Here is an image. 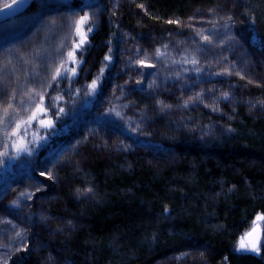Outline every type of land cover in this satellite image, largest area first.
Listing matches in <instances>:
<instances>
[{
	"label": "trees",
	"instance_id": "1",
	"mask_svg": "<svg viewBox=\"0 0 264 264\" xmlns=\"http://www.w3.org/2000/svg\"><path fill=\"white\" fill-rule=\"evenodd\" d=\"M229 1L35 0L0 25V101L6 106L15 90L13 104L18 114L29 107L19 117L27 118L39 97L33 92L29 105L22 93L33 88L45 93L46 109L27 128L25 139L34 144L23 167L8 164L5 172L13 149L8 140L0 148V245H7L0 246V264H264V238L259 255L237 250L264 214V118L238 102L221 109L218 121L196 110L191 115L205 131L193 136L163 117L152 97L174 93V75L162 63L172 50L193 48L194 34L220 28ZM237 3L264 59V0ZM86 14L84 30L92 31L76 51L77 75L51 81L62 59L75 67L67 52L79 37L70 25ZM212 49L218 88L238 101H264V75L239 70ZM49 82L53 87L40 88ZM111 100L143 111L132 127L134 148L114 113L95 118ZM234 109L232 120L227 112ZM48 118L54 127L47 134L57 137L45 144L39 121ZM210 122L218 125L208 129ZM259 225L264 232V221Z\"/></svg>",
	"mask_w": 264,
	"mask_h": 264
},
{
	"label": "rangeland",
	"instance_id": "2",
	"mask_svg": "<svg viewBox=\"0 0 264 264\" xmlns=\"http://www.w3.org/2000/svg\"><path fill=\"white\" fill-rule=\"evenodd\" d=\"M13 1V0H10ZM9 3V1H8ZM237 0H230L228 4V10L224 11V17L218 21L225 27L220 26L216 30L206 28L204 31H199L195 36H191L195 45L193 48L181 49L178 54H174L170 57V62L162 63L163 70L174 75L176 81L174 93L160 95L158 93L152 94L155 97L161 115L168 119L174 126L178 128L187 129L191 135L197 136L201 133L198 128L202 129V125H199L197 119L192 117L191 113H195L196 110L205 112L208 115H214L212 118L222 120L221 109H227L226 106H234V103L238 102L243 107V111L255 118H264V101H248L241 99L238 101L233 95L227 93V99H225V92L218 88L222 83V78H218V64L215 56L212 54L215 50L212 48L221 49V53L226 57V62H231V65H236L239 70L246 73H253L259 79L264 75V67L259 66V45L251 37L249 29H243L245 18L236 9ZM231 17V19H229ZM203 36H208L211 39V43L203 40ZM174 49V47L172 48ZM77 57V56H76ZM195 59L198 63L193 64L191 61ZM70 64H72L70 62ZM80 64V63H79ZM79 64H75L78 69ZM155 92V91H153ZM200 94L201 99H195L190 101L185 107V101L189 100V97H196ZM32 99L29 102L31 104ZM163 105H170V107H164ZM207 105V106H206ZM29 109V107H28ZM102 109H104L103 112ZM215 109V110H213ZM18 118L22 115L26 116L24 109L20 110ZM113 114L112 119L117 125L125 130L127 142H130L128 148H134L137 144L135 140L138 138L133 130V124L142 117L143 111L136 109L133 105L128 108L122 104H119L117 100H111L104 108L99 107L96 111L95 118L101 119L104 113ZM228 116L233 120L235 118L236 110L228 111ZM14 115L16 113H13ZM119 114V115H117ZM51 120V119H46ZM52 121V120H51ZM14 122H6L4 128L10 129ZM41 125V124H40ZM218 124L207 125L206 128H216ZM43 127V132H49L53 129L51 127ZM205 131V129H202ZM56 134V133H55ZM57 135V134H56ZM48 138L51 136L46 135ZM46 140V138H42ZM143 139V138H142ZM3 129H0V148L5 141ZM28 147L31 149V145L34 144V138L25 139ZM144 142H151L150 140ZM46 143V142H45ZM49 144V143H48ZM1 152V151H0ZM30 156L28 153H21L18 157L13 150L12 154L6 159L4 163V171L7 172V165L11 164L12 168L23 167L27 158ZM10 165V166H11ZM14 169H12V172ZM11 172V171H10ZM259 224L261 222H258ZM252 229V228H251ZM250 229V230H251ZM249 230V231H250ZM263 240V238L261 239ZM262 244V242H261ZM262 246V245H261Z\"/></svg>",
	"mask_w": 264,
	"mask_h": 264
},
{
	"label": "snow or ice",
	"instance_id": "3",
	"mask_svg": "<svg viewBox=\"0 0 264 264\" xmlns=\"http://www.w3.org/2000/svg\"><path fill=\"white\" fill-rule=\"evenodd\" d=\"M15 3L16 0H13ZM6 7H11V5H6ZM138 7H143V5H138ZM231 19V17H229ZM91 21V17L89 15H84L79 18L78 21H74L73 25H70V27L74 26L75 29V35L79 37L78 41H73V46L72 48L67 52V61L71 62L72 64H79L80 61L77 60L76 57V51L77 49H80L85 43L87 42V32H91L92 28L88 27L87 32H85L84 28L86 25L89 24ZM54 23V21H53ZM168 23H179V21H168ZM255 23V21H253ZM203 40H205L208 43H211V39L208 36H203ZM167 47V45H165ZM157 56L160 55L159 49L156 50ZM106 60H111L110 56L105 57ZM193 64L198 63L195 59L191 61ZM8 63H11V61H8ZM142 66H145L143 64V61H138ZM65 60H61L59 65L55 67L52 75H51V81H57V80H63V79H71V77H74L77 75V69L75 67L73 68H65L64 67ZM151 66V65H147ZM0 71H3V69H0ZM104 69L101 68L100 72L101 74L103 73ZM70 74V75H69ZM231 75V73H228ZM38 75V73L36 74ZM4 80L3 77H0V82ZM137 83H140L137 81ZM51 88L53 87V84L49 82L47 85L41 83L40 88ZM151 87V85H149ZM88 88L90 91L93 93L95 92L97 88V80H93L90 85H88ZM35 92V95L39 97V103L36 104L34 108L31 109L30 115L27 118H18V109L14 106L13 101L16 100V92L15 90H12L6 97V106L5 102L0 101V129H3V134L6 140L9 141L8 144L5 145V147H11L17 154V157L21 153H28L31 155V149L28 147L27 142L25 140V136L27 133V128L32 124L33 121L38 119V116L42 113L46 114V109L42 106L44 102V92L36 91L33 88H29L28 92L22 93V97L24 95H27L29 99L31 100L32 98V93ZM225 99H227V93L224 94ZM56 99V98H54ZM195 99H201L200 94H197L196 97H189V100L185 101V107L187 104ZM163 105V102H160ZM19 105L23 106L24 105V100L23 98L20 99ZM164 107H170V105H163ZM207 106V105H206ZM25 111H28V108L24 109ZM215 110V109H213ZM60 112H63L64 109H59ZM13 113H16L15 115ZM119 115V114H117ZM6 122H14L12 127L10 129L4 128ZM39 123L41 126L44 127H51L53 124V121L51 120H40ZM5 155V153L0 152V156ZM41 176L44 175V172L40 173ZM51 178V176H49ZM37 191H40L39 188H37ZM87 193H91L92 189L88 188L86 190ZM21 195H25V193H21ZM28 198L31 199L32 194H27ZM18 206V205H17ZM167 211V209H165ZM264 221V214H258L253 221V227L250 231L246 232L244 236L240 238V244L239 248L237 249L238 251H248L255 253L257 255L260 254L261 250V239L264 238V232H262L260 225L258 222ZM5 223H11V221H4ZM20 234L17 233V236ZM6 247L7 245H0ZM27 251V249H25ZM4 264H7V261H4ZM17 264H23L22 260L18 261Z\"/></svg>",
	"mask_w": 264,
	"mask_h": 264
},
{
	"label": "water",
	"instance_id": "4",
	"mask_svg": "<svg viewBox=\"0 0 264 264\" xmlns=\"http://www.w3.org/2000/svg\"><path fill=\"white\" fill-rule=\"evenodd\" d=\"M35 0H16L14 3L13 1L8 3L7 5H11V7L2 6L0 7V24L17 18L18 16L24 14L34 3ZM88 42V38H87ZM78 50V49H77ZM56 137V134H52V137L46 138V143H51L53 139Z\"/></svg>",
	"mask_w": 264,
	"mask_h": 264
},
{
	"label": "bare ground",
	"instance_id": "5",
	"mask_svg": "<svg viewBox=\"0 0 264 264\" xmlns=\"http://www.w3.org/2000/svg\"><path fill=\"white\" fill-rule=\"evenodd\" d=\"M258 62H259V66L264 67V59H263V57H260ZM56 264H64V263L57 262Z\"/></svg>",
	"mask_w": 264,
	"mask_h": 264
},
{
	"label": "flooded vegetation",
	"instance_id": "6",
	"mask_svg": "<svg viewBox=\"0 0 264 264\" xmlns=\"http://www.w3.org/2000/svg\"><path fill=\"white\" fill-rule=\"evenodd\" d=\"M44 135H50V133L44 132L41 136L43 137Z\"/></svg>",
	"mask_w": 264,
	"mask_h": 264
}]
</instances>
